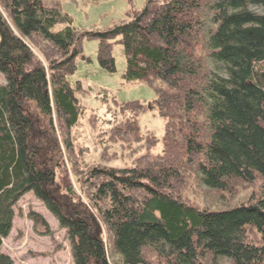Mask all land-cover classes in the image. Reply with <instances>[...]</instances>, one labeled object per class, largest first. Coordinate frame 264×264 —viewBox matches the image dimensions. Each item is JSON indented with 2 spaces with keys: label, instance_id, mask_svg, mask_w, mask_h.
<instances>
[{
  "label": "trees",
  "instance_id": "16d2710c",
  "mask_svg": "<svg viewBox=\"0 0 264 264\" xmlns=\"http://www.w3.org/2000/svg\"><path fill=\"white\" fill-rule=\"evenodd\" d=\"M57 2L0 0V264H13L1 247L29 191L66 228L73 264H110L112 252L120 264H264V197L214 210L178 192L189 172L215 191L235 179L264 181V0H147L110 29L86 32ZM85 38L98 39L100 67L111 73L119 42L123 79L157 88L156 112L173 120L163 151L152 154L157 139L144 145L138 123L147 104L113 98L110 118L91 117L109 142L147 151L131 167L79 169L91 176L92 213L56 176L65 167L60 138L72 152L83 110L82 83L68 77ZM37 40L45 63L32 51Z\"/></svg>",
  "mask_w": 264,
  "mask_h": 264
},
{
  "label": "rangeland",
  "instance_id": "374dc122",
  "mask_svg": "<svg viewBox=\"0 0 264 264\" xmlns=\"http://www.w3.org/2000/svg\"><path fill=\"white\" fill-rule=\"evenodd\" d=\"M43 1L50 2L48 4L58 3L57 0ZM146 1L59 0L63 12L72 18L73 26L81 32L106 31L115 23L128 19L127 13L131 8L140 11ZM258 11L262 12L261 9ZM64 26L61 24L57 28L55 27V30L64 28ZM119 39L118 37L116 40ZM35 43V45L32 44V51L39 60L45 63V58L39 51L43 45H40L38 40ZM98 45V39H83L82 52L76 58L77 68L74 74L68 77L73 85L77 81L82 83V89L76 91L82 99V114L70 130L72 152L67 151L63 144V138L60 136L61 132L57 126L58 121L55 119V114L53 116L54 125L61 137L60 141L62 139L61 154L64 156L65 162V167L61 165V168L56 171L58 184L61 189H64L66 184L71 183L72 189L76 193L73 198L83 203L90 212L92 209L88 196L89 192L91 193V186L88 181L91 180V176L84 172L103 164L131 167L139 156L147 153L141 147H144L143 144L148 147L149 143L146 138L153 137V135L157 142L151 146L150 152L152 154L162 152L163 139L167 136L168 127H172L171 125L167 127L168 122L173 121L172 118L161 117L156 112L154 100L159 95L157 88L143 82L129 84L123 79L126 67L123 46L119 42L112 45L116 72L111 73L100 67ZM5 81V75L0 72V84ZM103 97H106L107 100ZM113 98L120 103L140 101L148 105V109L138 116L140 129L144 133L140 139L143 144L132 143L134 140L130 142L132 144H122L119 140L109 142L107 135L102 134V131L107 128H101L98 124L99 120L94 124L90 120L95 114L101 120L110 118L109 106ZM79 169H84V172H80ZM229 184L230 189L215 191L204 186L196 174L189 172L185 184L181 190L178 189V192L181 194L183 202L214 210L230 209L240 205L246 199L254 202L258 198L264 197V181L260 176L254 182L249 183L235 179ZM14 212L13 227L9 236L3 240L1 247V251L12 258L13 264H73L72 246L66 228L60 226L59 219L32 191L27 192L18 200ZM100 226L103 241L108 245L106 226L104 223ZM108 259L110 264H120L121 262L119 255L113 252ZM223 263L228 264V260H224Z\"/></svg>",
  "mask_w": 264,
  "mask_h": 264
}]
</instances>
